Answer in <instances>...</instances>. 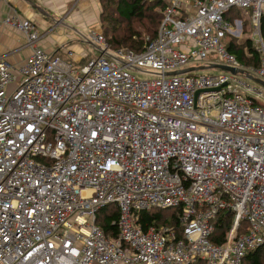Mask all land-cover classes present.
<instances>
[{
    "label": "built area",
    "instance_id": "1",
    "mask_svg": "<svg viewBox=\"0 0 264 264\" xmlns=\"http://www.w3.org/2000/svg\"><path fill=\"white\" fill-rule=\"evenodd\" d=\"M163 1L144 50L93 32L100 55L82 65L45 50L31 19L0 16L31 49L20 64L0 56V264H243L264 248V0ZM231 10L249 17L258 69L226 47L246 36ZM221 65L237 72L200 73ZM109 206L117 238L99 222ZM153 210L177 213L182 237L145 231Z\"/></svg>",
    "mask_w": 264,
    "mask_h": 264
},
{
    "label": "trees",
    "instance_id": "2",
    "mask_svg": "<svg viewBox=\"0 0 264 264\" xmlns=\"http://www.w3.org/2000/svg\"><path fill=\"white\" fill-rule=\"evenodd\" d=\"M104 1L105 0H102L103 5H105ZM106 1H108L106 7L108 5H114L115 8L114 12L106 15V17L104 16L106 14V11L105 9H103L100 16L102 31L105 32V25H107L108 30L106 33H112L109 40H107L105 34L102 32L111 49L113 51L128 49L136 52H141L142 50H144L146 44L148 43V40L155 38L158 34L160 25L163 20L161 10L165 7L164 1ZM148 4L150 6H148ZM100 5L102 7L101 0ZM238 16H241V18H239ZM226 18L228 20H232L233 22L234 19H243L244 21L246 19L245 15L237 10H231L228 14H226ZM136 22L142 25V31H138L139 29L132 26V24ZM123 24H127V26L123 28ZM244 25V34H246L249 29V24L245 22ZM260 30L261 35L264 38V14L261 18ZM241 41L242 40L239 38H234L230 35L227 36L226 47L228 51L237 57L242 66L258 69L260 67V56L253 39L251 37H248L244 38V41H242V43ZM164 211L171 212V215H165ZM172 212V210H153L149 212L144 211L141 213L139 221L145 231L152 226H169L171 228H174L179 234L178 237L181 238L182 228L179 223L178 214L174 213V215H172ZM118 217L119 212L116 206H109L108 208L102 210L99 216V222L104 228L108 237L117 238L119 236L120 231L117 222ZM218 219L219 221L216 225V233L212 238V242L216 244H222L226 240V235L232 227V214L228 213V211H224L221 213ZM193 264H206V262L202 259H198ZM243 264H264V248L251 251L249 254H247Z\"/></svg>",
    "mask_w": 264,
    "mask_h": 264
},
{
    "label": "crops",
    "instance_id": "3",
    "mask_svg": "<svg viewBox=\"0 0 264 264\" xmlns=\"http://www.w3.org/2000/svg\"><path fill=\"white\" fill-rule=\"evenodd\" d=\"M15 12L31 19L41 34L49 31L41 41L48 52L67 55L77 65L100 55L89 41L93 32L102 33L99 0H0L1 17ZM30 54L21 32L12 26L0 27V56L20 64Z\"/></svg>",
    "mask_w": 264,
    "mask_h": 264
},
{
    "label": "rangeland",
    "instance_id": "4",
    "mask_svg": "<svg viewBox=\"0 0 264 264\" xmlns=\"http://www.w3.org/2000/svg\"><path fill=\"white\" fill-rule=\"evenodd\" d=\"M100 1V0H99ZM108 1H104V3H105V5H103V2H102V0H101V3H102V7H101V11L103 10V9H105V11H106V14L104 15L105 17H106V15H109L110 13H112V12H114V5H108L107 7H106V4H108L107 3ZM148 6H150L149 4H148ZM110 9V10H109ZM239 18H241V16H238ZM246 17V16H245ZM118 18V17H117ZM240 20H242L244 23L245 22H247L249 25H248V27H249V29H248V31H247V33L245 34L246 36L244 37V36H242L241 38H239V39H241L242 41H244V38H248V37H253V34H252V26H251V24H250V20H249V17H246V19H245V21L243 20V19H240ZM127 26V24H123V28H125ZM132 26L134 27V28H137V29H139L138 31H142V25H140L138 22H136V23H133L132 24ZM107 25H105V29H104V31L105 32H103L104 34H105V37L107 38V40H109V38L111 37V35H112V33H110V34H108V33H106L107 32ZM250 33L252 34V35H250ZM119 36V35H118ZM243 38V39H242ZM242 41H241V43H242ZM238 42V41H237ZM239 43V42H238ZM107 44H108V42H107ZM109 45V44H108ZM100 53V52H99ZM207 61H209V62H217L218 61V59L216 58V57H214V56H211V57H209V59L207 60ZM202 62L201 63V66H204L205 64H207L208 62ZM222 72V70L221 69H217V68H206V69H203V70H200V73L201 74H219V73H221ZM142 76H144L145 77V75L144 74H142ZM147 212H149V211H147ZM164 214L165 215H167V216H170L171 215V212H168V211H164Z\"/></svg>",
    "mask_w": 264,
    "mask_h": 264
},
{
    "label": "water",
    "instance_id": "5",
    "mask_svg": "<svg viewBox=\"0 0 264 264\" xmlns=\"http://www.w3.org/2000/svg\"><path fill=\"white\" fill-rule=\"evenodd\" d=\"M110 58H112L111 55H108ZM217 68L219 69H222V70H225V71H229V72H232V73H236L237 70L236 69H233V68H229V67H226V66H216ZM187 72L189 71H181V72H177V73H174V74H168V75H184L186 74ZM240 72H243L242 70ZM256 82L262 84L264 86V82H262L261 80H258V79H254ZM201 92L198 93V95L200 94Z\"/></svg>",
    "mask_w": 264,
    "mask_h": 264
}]
</instances>
